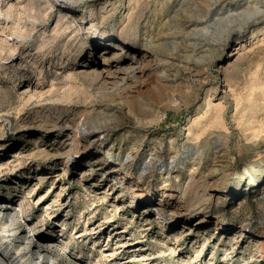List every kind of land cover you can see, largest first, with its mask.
Wrapping results in <instances>:
<instances>
[{
  "label": "rangeland",
  "instance_id": "1",
  "mask_svg": "<svg viewBox=\"0 0 264 264\" xmlns=\"http://www.w3.org/2000/svg\"><path fill=\"white\" fill-rule=\"evenodd\" d=\"M255 1L0 0V264H264Z\"/></svg>",
  "mask_w": 264,
  "mask_h": 264
},
{
  "label": "bare ground",
  "instance_id": "2",
  "mask_svg": "<svg viewBox=\"0 0 264 264\" xmlns=\"http://www.w3.org/2000/svg\"><path fill=\"white\" fill-rule=\"evenodd\" d=\"M258 3H259V0H256L253 4L252 3H248L247 5V17L243 20V22L240 24V29H242L243 27H245L249 22L250 23H255V22H261V21H264V15L263 16H260L259 15V10H258ZM260 7V6H259ZM262 12V11H261ZM245 25V26H244ZM238 31V30H237ZM231 32V31H230ZM235 35H236V37H235V39L236 40H241V37H238V35H239V32H235L234 33ZM261 41V40H260ZM241 43H243L244 42V40H241L240 41ZM10 54V53H9ZM7 59V58H6ZM75 129H77V128H75ZM75 132H76V130H75ZM30 256V251L25 247L24 249H23V257L22 258H24V256ZM21 256V255H20ZM20 256H18V257H16V258H14V262L16 263V264H22V262H25V260H23ZM32 264H37V263H32Z\"/></svg>",
  "mask_w": 264,
  "mask_h": 264
}]
</instances>
